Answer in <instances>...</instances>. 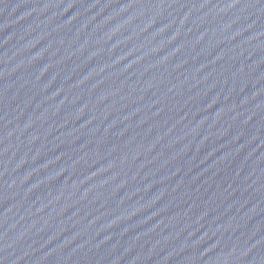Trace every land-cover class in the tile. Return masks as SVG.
<instances>
[{
  "label": "water",
  "instance_id": "1",
  "mask_svg": "<svg viewBox=\"0 0 264 264\" xmlns=\"http://www.w3.org/2000/svg\"><path fill=\"white\" fill-rule=\"evenodd\" d=\"M0 264H264V0H0Z\"/></svg>",
  "mask_w": 264,
  "mask_h": 264
}]
</instances>
